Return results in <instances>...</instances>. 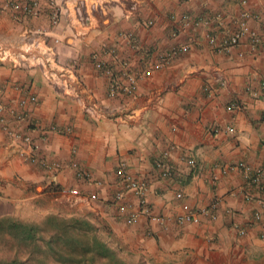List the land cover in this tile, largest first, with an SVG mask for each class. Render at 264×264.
I'll list each match as a JSON object with an SVG mask.
<instances>
[{"label":"crops","instance_id":"obj_1","mask_svg":"<svg viewBox=\"0 0 264 264\" xmlns=\"http://www.w3.org/2000/svg\"><path fill=\"white\" fill-rule=\"evenodd\" d=\"M10 1L23 0H0V216L46 214L65 205L61 189H72V209L106 221L153 264H264V189L241 170L224 169L241 162L264 168V0L246 7L232 0H57V25L49 0H40L34 17ZM244 10L251 19L241 44L224 53L212 48L209 37L234 32ZM185 14L202 25L183 27ZM254 35L262 40L256 46ZM189 44L164 63L173 48ZM97 61L117 79L138 77L137 92L109 97L112 79ZM96 106L101 114L90 112ZM8 128L33 139L40 162L22 160ZM160 159L171 177L162 176ZM122 162L147 183L145 205L163 222L125 190L116 174ZM74 163L92 179L78 178ZM213 205L198 223L175 221L186 206ZM135 212L137 222L128 224Z\"/></svg>","mask_w":264,"mask_h":264},{"label":"trees","instance_id":"obj_2","mask_svg":"<svg viewBox=\"0 0 264 264\" xmlns=\"http://www.w3.org/2000/svg\"><path fill=\"white\" fill-rule=\"evenodd\" d=\"M63 209L37 213L38 221L0 216V264H142L106 221Z\"/></svg>","mask_w":264,"mask_h":264},{"label":"built area","instance_id":"obj_3","mask_svg":"<svg viewBox=\"0 0 264 264\" xmlns=\"http://www.w3.org/2000/svg\"><path fill=\"white\" fill-rule=\"evenodd\" d=\"M57 0H49L51 6H52V22L53 24L57 25L60 16L62 14V10L59 7V5L56 2ZM232 1H238L243 5V7H246L248 5L249 0H232ZM9 8L13 9L16 12L22 13L26 17H34L38 15L39 9H40V0H23V1H10L7 5ZM77 11L79 8H76ZM175 19V18H174ZM251 19V14L244 10L241 14L240 19L237 21V28L234 32L230 33L229 35L225 36H210L209 37V45L214 48L216 51L220 53L229 52L232 48L237 47L241 44V41L243 37L249 32L248 23ZM183 27L186 28H197L200 27L203 23L202 19H199L197 17H194L189 14H185L180 18V22ZM130 38V37H129ZM262 40L258 38L256 35H254L253 38V45L256 46L259 42ZM56 43H60V40L58 39ZM190 45H184L181 47L173 48L170 53L163 56L164 63L167 64L170 62L172 57L176 56L179 53H186L190 50ZM115 53L114 51L112 52ZM96 68L100 70L104 75L110 77L112 79L109 87L108 95L109 97H115L119 94H124L128 96H132L137 92L138 89V77L132 76V75H126L124 74L123 79H117L115 76V73L111 68H109L104 62L97 61L96 62ZM152 71L148 70L143 75L149 76ZM127 80L128 83L125 84L123 80ZM263 89H264V81H263ZM29 100L32 103H37L38 98L37 96L31 95L29 97ZM26 102V99L22 102V105H24ZM10 113H12L16 120L20 121L23 120V115H19L15 113L14 110L9 109ZM6 111V108L0 103V115H2ZM90 112L92 114H101L100 108L98 106L91 107ZM8 137L11 138V140L18 143L21 147L20 150V157L22 160L28 162V163H38L40 162L38 156L36 155V151L39 149V146L33 142V139L30 136H22L21 134L11 130L10 128L6 129ZM228 132H232L233 129L229 128L227 130ZM219 132V130L217 131ZM165 159H160L157 163L158 168L160 169V172L164 178L171 177V172L166 168V162ZM186 162L190 166L195 165V161L193 159H186ZM42 165L44 167H47L51 170H59L61 168L59 163H50L48 161L43 160ZM73 168L76 171V176L80 179L84 180H91L92 174L90 171L82 168L78 164L74 163ZM226 172H232L236 170H241L244 175V179L248 184L251 186L258 187L260 190L264 189V168H252L251 166L247 165L246 163H237L233 165H229L227 167H224ZM116 174L118 178L121 180V183L123 184L126 191L131 192L133 195L139 197L142 199V204L144 205L143 212L150 215V218L152 221L155 222H163V218L159 216L152 215L150 212V209L148 208L145 202V195L147 191V183L143 180H137L133 178L127 171V166L124 162L120 163ZM61 197L65 202L74 203L75 199L74 196H78L77 191L72 189H61L59 191ZM179 197H183V195H179ZM117 202L122 200V193H118L116 196ZM249 198L248 200H250ZM96 200V198H95ZM215 209V205L211 206L210 208H197L193 209L191 207L186 206L184 208V212L177 217H175L176 223L179 224H185V223H198L201 220V217L210 215L211 212ZM138 213H132L131 216L128 218V224H134L138 220ZM256 220H261L262 215L260 213H256L255 215ZM241 234H246L247 231L245 229H242L240 231Z\"/></svg>","mask_w":264,"mask_h":264},{"label":"rangeland","instance_id":"obj_4","mask_svg":"<svg viewBox=\"0 0 264 264\" xmlns=\"http://www.w3.org/2000/svg\"><path fill=\"white\" fill-rule=\"evenodd\" d=\"M64 209H63V211H65V212H69V211H76L75 209H72L71 207H74L73 205H72V203H70V202H65V205H61ZM56 208H58V207H56ZM61 208V207H60ZM77 212V211H76ZM67 213H65V214H67ZM22 218H25V219H30V220H35V221H38V220H40L41 219V217H42V215H39V214H37V213H35V212H33V211H31V210H27V209H21V211L18 213ZM64 214V215H65ZM117 238V237H116ZM118 239V238H117ZM134 251H137V252H139V253H141L140 252V250H135V249H133ZM142 255H144L143 253H142ZM135 261L136 260H140L141 262H142V264H153L152 262H150L149 260H148V258H146L145 256H143V257H136L135 259H134Z\"/></svg>","mask_w":264,"mask_h":264}]
</instances>
